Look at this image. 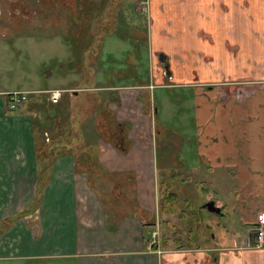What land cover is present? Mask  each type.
Instances as JSON below:
<instances>
[{
	"label": "crops",
	"instance_id": "obj_1",
	"mask_svg": "<svg viewBox=\"0 0 264 264\" xmlns=\"http://www.w3.org/2000/svg\"><path fill=\"white\" fill-rule=\"evenodd\" d=\"M147 2L152 19L147 31L149 59L156 60L159 53L167 56L172 83L162 84L164 74L153 71L147 83L143 82L147 85L109 87L117 89L114 94L117 101L109 102L107 108L116 121L125 124L126 139L123 146L114 145L112 138L101 141L98 160L88 167L89 173L76 168L69 152L57 154L55 159L37 160L30 113L22 112L24 107L14 115L4 113L3 94L9 92L0 91V261L264 264V248L247 246V232L257 223V212L264 211V206H260L264 205V196L254 199L259 203L256 208L254 200L243 194L255 183L249 181L250 166L240 165L237 170L235 193L240 220L246 227L239 242L196 247L171 244L168 240L165 244H148L150 228L156 224V216H160L151 92L156 88L164 92L177 87L194 92L196 124L212 110L213 104H219L220 108L229 104L223 107L226 112L230 100H238L248 109L253 116L251 124L259 120L254 113L264 105V0ZM95 87L109 89L103 85ZM141 90L148 92L144 94ZM103 132L100 129L99 134ZM106 133L111 137V133ZM256 142L243 152L248 165L263 168L264 150L260 145L256 147ZM52 148H57L56 144ZM224 151L210 154L230 161L224 159L230 156ZM96 165L104 173L94 169ZM111 175H124L135 182L138 211H126L123 183L117 180H112L113 197L106 204L108 197L103 190L111 183L108 182ZM257 182H261L259 176ZM216 204L227 206L222 200ZM108 214L112 220L108 221ZM15 216L18 217L5 228L3 220Z\"/></svg>",
	"mask_w": 264,
	"mask_h": 264
},
{
	"label": "rangeland",
	"instance_id": "obj_2",
	"mask_svg": "<svg viewBox=\"0 0 264 264\" xmlns=\"http://www.w3.org/2000/svg\"><path fill=\"white\" fill-rule=\"evenodd\" d=\"M147 1L0 0V91L34 92L29 95L31 101L25 104L31 109L38 101L35 98L40 100L42 91L68 89L70 93L86 86L90 88L89 92L77 95L68 93L65 101L67 98L69 101L57 114L54 106L37 108L34 120L37 122L33 121L34 131L47 130L42 133L45 145L56 144L59 153L69 152L81 172H88V167L97 162L101 141L111 140L106 135L108 130L104 129L106 134L101 135L100 129L103 130V125L113 129L118 122L114 113L103 109L104 97L100 102V97L107 96V90L99 91L95 86L148 80L149 19L146 9L143 11L141 7L142 3L148 8ZM158 62L157 58L151 62L152 69L162 72ZM151 98L157 107L155 116L151 115L156 178L173 183L178 204L176 211L156 216L161 238L171 244L195 247L239 242L246 229L240 220L242 215L235 193L240 165L250 166L249 181H255L250 185L252 189L247 188L243 194L252 200L264 196V167L248 165V157L243 152L254 141H257L256 147L260 145L264 150V105L257 107L259 111L254 115L260 119L253 124L250 123L253 116L238 100H230L231 106L226 112L223 107L229 104L221 108L213 104L212 110L196 124L194 92L180 87L164 92L156 88ZM18 109L11 110L10 114L14 115ZM253 129L256 131L251 133ZM60 133L63 137L59 140L56 135ZM219 150L227 151L230 156L224 159L230 161L211 156L210 153ZM44 153H38L37 160L44 159ZM93 168L104 173L99 165ZM109 178L111 183L103 190L108 197L106 204L113 197L112 180H117L123 183L126 211H138L135 182L124 175ZM209 199L222 200L227 206L219 214L212 213L204 208ZM253 202L257 208L259 203ZM149 217L154 220L152 214ZM109 220L112 219L108 214ZM74 261L14 260L0 261V264H75Z\"/></svg>",
	"mask_w": 264,
	"mask_h": 264
},
{
	"label": "trees",
	"instance_id": "obj_3",
	"mask_svg": "<svg viewBox=\"0 0 264 264\" xmlns=\"http://www.w3.org/2000/svg\"><path fill=\"white\" fill-rule=\"evenodd\" d=\"M135 84H142V82H138V83H135ZM106 87V86H105ZM108 88L109 87H114V85H109V86H107ZM99 91H101V90H99ZM115 91H117V89H115V88H109L108 90H107V96H102L101 94V96L102 97H100V102H101V99L104 97V99L102 100V106H103V109H106V110H108L109 112H110V114H112L113 115V112L110 110V108H107V104L109 103V102H113V101H117V98H114L115 96H114V94H115ZM80 92H89L88 91V89H87V86L86 87H83V88H81L80 90H77V91H71L70 93H69V91H68V89H64L63 91H62V93H61V95H60V99L58 100V102H56V103H52L50 100H49V92L46 90V91H42V92H40L42 95H41V97H40V100H39V98H35V99H37L38 101H35L36 103H35V105L36 106H31V109L30 108H28L27 106H25V104L27 103V102H29V101H31L30 99H28L29 98V95L31 96V95H33L34 94V92H28V94H27V99L21 104V105H19L17 108H19L18 109V111H21L22 110V108L24 107V109L22 110V112H25V111H27V112H29L30 113V117H31V124H32V133H33V142H34V144H35V149L37 150V153H41V152H45L44 154H45V158H48V159H55L56 157H57V154H64V153H59V148H52V147H49L50 146V144L49 145H45L46 143L44 142V138H43V136H42V133L44 132V130H46V129H42V130H40V131H34V128L35 127H33L34 126V123H36L37 122V120L36 121H34L36 118H37V113H36V111H38V109H41V108H43V106L45 107L46 105H48L49 106V108H50V106H54V108H55V111H56V114L58 113V109L65 103V104H67V102L69 101V99L67 98V102L65 101V96L69 93V94H73V95H77V94H79ZM3 97H4V113H7V114H10L11 112V110H14V109H10L9 108V104H8V95L7 94H3ZM65 101V102H64ZM47 102H48V104H47ZM40 104V105H39ZM42 106V107H41ZM64 106V105H63ZM51 107V108H52ZM38 108V109H37ZM46 108H48L47 106H46ZM48 108V109H49ZM35 111V112H32V111ZM18 111H16V112H18ZM114 116V115H113ZM39 117V116H38ZM33 121H34V123H33ZM104 126V125H103ZM47 131V130H46ZM104 131V130H103ZM56 134H57V131L55 132ZM57 136V138L60 140L61 139V137H63V135H61V133H60V136H58V135H56ZM66 137V136H65ZM57 139V140H58ZM64 139V138H63ZM54 140H55V138H54ZM55 142H56V140H55ZM43 147H45V148H43ZM43 148V149H42ZM66 153V152H65ZM174 182V181H173ZM158 194H159V202H158V206H159V208H158V213L161 215V214H163V213H168V214H170V213H172V212H174V211H176L177 210V208H178V204H177V193H175L173 190H172V186H173V183H171V182H161V181H159V183H158ZM18 216H15V217H12V218H7L5 221L3 220V225H6V227L5 228H9V226H10V224L17 218ZM0 231H2V230H0ZM168 239H162V243H164L165 244V242L167 241Z\"/></svg>",
	"mask_w": 264,
	"mask_h": 264
},
{
	"label": "flooded vegetation",
	"instance_id": "obj_4",
	"mask_svg": "<svg viewBox=\"0 0 264 264\" xmlns=\"http://www.w3.org/2000/svg\"><path fill=\"white\" fill-rule=\"evenodd\" d=\"M141 1H143V0H141ZM140 2V1H139ZM141 7H142V9H143V11L145 10V12H146V14H148V19H149V25H148V28H147V31L149 30V27L152 25L151 24V17H150V10H149V7L148 8H146L142 3H141ZM146 31V32H147ZM158 57H157V60L159 59V62H158V66H161L162 67V73L164 74V78H163V83L162 84H170V83H172V81L170 80V73H171V69L169 68V66H168V60H167V56H165L164 55V53L163 54H161V53H159L158 55H157ZM153 60L151 59H149V67H148V69H149V76L151 75V73H153V71L155 72V71H157V72H160L159 70H157L156 68H154V69H152V64H151V62H152ZM155 65V64H154ZM149 79V78H148ZM152 79V78H151ZM148 81V80H147ZM147 81H146V83H147ZM146 83H143L142 82V84L141 85H147ZM87 89H88V91H89V89L90 88H88L87 87ZM147 110V109H146ZM156 111H157V107L156 106H154L153 105V103H152V112H151V115L152 114H154V116H155V114H156ZM124 123L123 122H117V124H116V126L115 127H113V129H110V127H109V125H104L103 126V130L105 129V130H108V133H111L110 135H111V138H112V142L114 143V145H119V146H123V144H124V142H125V139H126V137H125V135H124ZM109 129L111 130V131H109ZM154 131H156V127L154 126ZM209 200H213V199H209ZM209 200H207V201H209ZM207 201H206V203H207ZM214 201V200H213ZM215 202V204H216V201H214ZM206 205V204H205ZM205 205H204V208L206 209V210H208L206 207H205ZM217 205V204H216ZM218 206V205H217ZM221 207V206H220ZM209 211V210H208ZM222 212V207H221V211H220V213ZM259 213H264V211H258L257 212V215L259 214ZM159 224H158V222L156 223V224H154V226H152L151 228H150V240H148V244H151V245H158V244H161V242H162V238H161V231H159ZM154 232H156V237L154 238V243L152 242V240H153V238H152V236H153V233ZM251 235V237H253V233H251L250 234ZM159 236V237H158Z\"/></svg>",
	"mask_w": 264,
	"mask_h": 264
},
{
	"label": "built area",
	"instance_id": "obj_5",
	"mask_svg": "<svg viewBox=\"0 0 264 264\" xmlns=\"http://www.w3.org/2000/svg\"><path fill=\"white\" fill-rule=\"evenodd\" d=\"M62 91L61 90H51L49 91V100L52 103L58 102L60 99ZM28 92L26 91H13L7 93L8 95V104L10 109H16L19 105H21L27 99ZM251 233H253V237H251ZM156 232L153 233V240L156 237ZM247 246L254 248H264V213H259L257 216V223L253 226L251 230L247 232Z\"/></svg>",
	"mask_w": 264,
	"mask_h": 264
},
{
	"label": "water",
	"instance_id": "obj_6",
	"mask_svg": "<svg viewBox=\"0 0 264 264\" xmlns=\"http://www.w3.org/2000/svg\"><path fill=\"white\" fill-rule=\"evenodd\" d=\"M205 207L212 213H215V214H219L220 211H221V207L220 206H217L215 204V202L213 200H209L207 201V203H205Z\"/></svg>",
	"mask_w": 264,
	"mask_h": 264
}]
</instances>
